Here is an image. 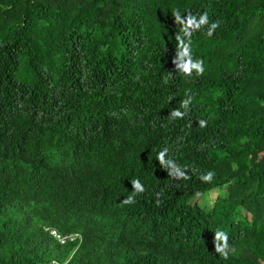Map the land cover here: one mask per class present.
I'll use <instances>...</instances> for the list:
<instances>
[{
  "label": "trees",
  "instance_id": "16d2710c",
  "mask_svg": "<svg viewBox=\"0 0 264 264\" xmlns=\"http://www.w3.org/2000/svg\"><path fill=\"white\" fill-rule=\"evenodd\" d=\"M176 9L220 22L203 75L172 62ZM0 264H264V0H0Z\"/></svg>",
  "mask_w": 264,
  "mask_h": 264
},
{
  "label": "clouds",
  "instance_id": "9594fccd",
  "mask_svg": "<svg viewBox=\"0 0 264 264\" xmlns=\"http://www.w3.org/2000/svg\"><path fill=\"white\" fill-rule=\"evenodd\" d=\"M172 16L175 18V23L180 25L179 32L175 34V39L178 42L176 54L173 59V64L175 65L176 71L183 73L186 76H191L195 71L197 75H203L204 67L203 60L193 59L191 53V37L196 31L201 30L207 26L206 35L212 37L214 31L219 27V21L209 23V17L207 12L200 14L199 17L191 14L190 12L186 17L182 18L179 9L173 10ZM167 82V80L165 81ZM191 102V97L185 99L181 102V108L185 109L184 112L179 109H173L171 112L172 118H183L188 110L189 104ZM199 125L201 127L206 126L204 120H200ZM168 148H164L157 155V160L161 167H163L168 175L175 179H188L187 172L182 169L181 166L177 165L172 159L167 158ZM212 172H208L206 175H202L201 179L204 181H210L213 177ZM131 185L133 191L132 194L128 195L122 200V204H132L135 202V195L145 192V187L139 179H132ZM159 195V194H158ZM159 203V200H157ZM50 229H46L48 231ZM49 232V231H48ZM214 249L224 259H227L231 251L230 245L228 244V235L223 230L217 229L214 232Z\"/></svg>",
  "mask_w": 264,
  "mask_h": 264
},
{
  "label": "rangeland",
  "instance_id": "374dc122",
  "mask_svg": "<svg viewBox=\"0 0 264 264\" xmlns=\"http://www.w3.org/2000/svg\"><path fill=\"white\" fill-rule=\"evenodd\" d=\"M226 193L223 191L215 190L209 194L206 195H201V194H196L192 200L191 203H200L207 209H213L219 200L220 196H224Z\"/></svg>",
  "mask_w": 264,
  "mask_h": 264
},
{
  "label": "built area",
  "instance_id": "2783aa9c",
  "mask_svg": "<svg viewBox=\"0 0 264 264\" xmlns=\"http://www.w3.org/2000/svg\"><path fill=\"white\" fill-rule=\"evenodd\" d=\"M48 231H49V234L53 238H55L60 244H65L67 242L75 243L78 241L81 243V241H82V236L80 234H77V233H73V234L63 236V235L59 234L56 230L50 229Z\"/></svg>",
  "mask_w": 264,
  "mask_h": 264
}]
</instances>
